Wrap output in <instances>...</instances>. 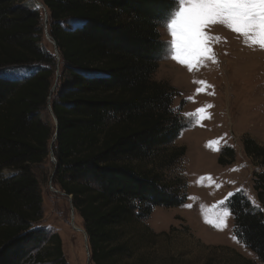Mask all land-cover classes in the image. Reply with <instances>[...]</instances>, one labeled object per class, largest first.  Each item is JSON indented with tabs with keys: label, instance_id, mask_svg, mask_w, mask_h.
I'll return each mask as SVG.
<instances>
[{
	"label": "trees",
	"instance_id": "trees-1",
	"mask_svg": "<svg viewBox=\"0 0 264 264\" xmlns=\"http://www.w3.org/2000/svg\"><path fill=\"white\" fill-rule=\"evenodd\" d=\"M43 3L60 59L41 44L39 9L28 0H0V264H68L60 235L33 227L43 215L34 167L51 152L56 126L43 110L58 60L64 67L51 103L59 126L53 183L72 196L91 261L132 264L126 226L147 218L156 206L186 201L182 189L163 181L164 170L186 154L184 146L171 149L185 128L173 108L177 90L154 79L166 50L160 27L177 5L173 0ZM29 67L36 70L28 73ZM22 71L27 73L15 75ZM243 144L247 155L264 165V146L248 135ZM234 161V148L224 147L219 164ZM253 176L264 207V171ZM227 206L236 237L264 263V210L242 190Z\"/></svg>",
	"mask_w": 264,
	"mask_h": 264
},
{
	"label": "rangeland",
	"instance_id": "rangeland-1",
	"mask_svg": "<svg viewBox=\"0 0 264 264\" xmlns=\"http://www.w3.org/2000/svg\"><path fill=\"white\" fill-rule=\"evenodd\" d=\"M28 3L41 13L43 48L55 53L46 32L50 33V14L46 21L45 8L36 0ZM202 31L212 37L208 40L211 51L189 70L172 58L174 37L164 21L160 27L166 50L154 79L167 81L177 90L173 108L185 128L171 149L186 148V154L164 170L163 181L182 189L186 201L177 207L156 206L147 218L126 226L125 239L134 252L132 264H249L248 260L264 264L236 237L234 216L227 206L230 196L242 190L253 205L264 210L253 181L254 172L264 171V165L247 155L243 144L248 135L264 146V48L225 24L209 22ZM58 61L55 90L43 110L52 125L55 121L49 107L61 88L59 78L64 67ZM34 70L36 67L26 71ZM26 71L15 75H25ZM226 146L234 148L235 161L221 165L218 158ZM54 164L50 154L44 164L34 167L40 181L43 215L33 227L60 235L68 264H88L90 246L85 234L74 227L83 229V220L75 211L72 224L70 197L52 181Z\"/></svg>",
	"mask_w": 264,
	"mask_h": 264
},
{
	"label": "snow or ice",
	"instance_id": "snow-or-ice-1",
	"mask_svg": "<svg viewBox=\"0 0 264 264\" xmlns=\"http://www.w3.org/2000/svg\"><path fill=\"white\" fill-rule=\"evenodd\" d=\"M173 2L177 5L176 9L167 13L164 19L165 26L174 37L171 45L175 49V55L172 58L186 64L189 70L211 51L208 40L212 37L206 36L202 31L209 22L225 24L264 48V0H173Z\"/></svg>",
	"mask_w": 264,
	"mask_h": 264
},
{
	"label": "water",
	"instance_id": "water-1",
	"mask_svg": "<svg viewBox=\"0 0 264 264\" xmlns=\"http://www.w3.org/2000/svg\"><path fill=\"white\" fill-rule=\"evenodd\" d=\"M36 3H38V5H40L41 7H44V8H45V17H46V21H47V18H48V15H49L47 8L45 7V5H44L43 3H41V2H39V1H37V0H36ZM46 32H47V36L51 39V41H52V43H53V45H54V48H55V54H56V56L59 58L60 56H59V50H58L57 44H56V42L53 40L51 34L48 32L47 29H46ZM54 90H55V86L52 87L51 92H53ZM49 108L51 109V112H52L53 117H54L55 125H56L55 132H54V135H53V138H52L51 152H50V154H51V157H52L54 163L57 164L58 161H57V158H56V156H55V153H54V150H53V146H54V144H55V142H56V140H57V138H58L59 126H58V120H57L56 116H55L54 113H53L52 105H50ZM52 181H53V180H52ZM52 181H51V182H52ZM62 193H63L64 195H66L64 192H62ZM69 197H70V201H71V205H72V224L74 225V224H75V211H76V210H75L74 205H73V202H72V196L70 195ZM83 230H84V232H85V239H86V242H87V244L89 245V237H88V234H87V232H86V230H85L84 228H83ZM88 248H89V247H88ZM89 251H90V248H89ZM88 264H91V255H90V258H89V260H88Z\"/></svg>",
	"mask_w": 264,
	"mask_h": 264
},
{
	"label": "bare ground",
	"instance_id": "bare-ground-1",
	"mask_svg": "<svg viewBox=\"0 0 264 264\" xmlns=\"http://www.w3.org/2000/svg\"><path fill=\"white\" fill-rule=\"evenodd\" d=\"M74 227L77 228L78 230H81V231L85 234V232H84L83 229H80V228H78V227H76V226H74Z\"/></svg>",
	"mask_w": 264,
	"mask_h": 264
}]
</instances>
